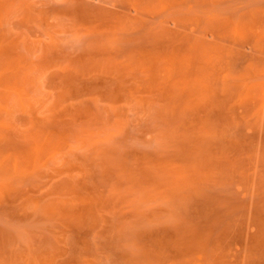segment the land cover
<instances>
[{"label": "rangeland", "instance_id": "obj_1", "mask_svg": "<svg viewBox=\"0 0 264 264\" xmlns=\"http://www.w3.org/2000/svg\"><path fill=\"white\" fill-rule=\"evenodd\" d=\"M0 264H264V0H0Z\"/></svg>", "mask_w": 264, "mask_h": 264}]
</instances>
